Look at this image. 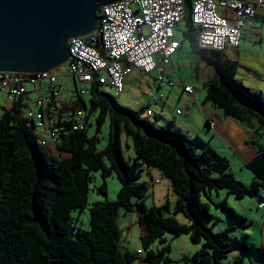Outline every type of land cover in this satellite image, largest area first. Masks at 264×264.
<instances>
[{"label": "trees", "instance_id": "1", "mask_svg": "<svg viewBox=\"0 0 264 264\" xmlns=\"http://www.w3.org/2000/svg\"><path fill=\"white\" fill-rule=\"evenodd\" d=\"M184 33L196 51L197 29L191 11L184 21ZM199 30V29H198ZM194 33V34H193ZM202 52H205L201 49ZM203 57V53H201ZM237 62L217 69L216 77L206 86L208 99L226 117L241 124L256 121L264 132V100L238 81ZM77 96L70 106L96 119L97 132L61 135L56 149L63 159L53 156L40 143L33 122L27 118L26 97L9 101L0 116V264H134L136 254L121 245L117 225L119 212L138 211L142 229L140 242L147 264H171V247L165 238L188 235L201 249L186 264H227L225 260L237 251L255 253L264 264V244L246 238L232 237L229 231L216 233L208 225L211 205L222 207L236 222L235 228L246 229L251 223L231 208L227 200L214 202V194L227 191L236 199L259 196L264 191V147L258 146L256 157L246 167L254 175L246 186L230 172L229 161L215 152H200L199 146L172 125L157 127L142 120L138 113L120 106L116 98L99 84L81 95L82 85L75 80ZM63 98V94H62ZM64 100V99H63ZM66 103V102H64ZM66 106V105H65ZM110 122V136L105 149L99 150L98 132ZM89 123V121H88ZM133 147L131 164L123 155V144ZM143 168L155 169L171 182L176 195L173 209L166 203L148 208L146 182H139ZM95 173L103 184L97 189L107 198V178L116 175L121 189L116 201L105 200L90 207L91 228L76 225L73 212L89 206L90 185ZM134 199H139L134 201ZM264 201V196L260 202ZM183 215L187 224L177 216ZM160 241L162 248L154 249ZM230 264H245L242 255Z\"/></svg>", "mask_w": 264, "mask_h": 264}, {"label": "built area", "instance_id": "2", "mask_svg": "<svg viewBox=\"0 0 264 264\" xmlns=\"http://www.w3.org/2000/svg\"><path fill=\"white\" fill-rule=\"evenodd\" d=\"M188 7L193 25L199 29L200 48L218 53L239 48L243 29L264 14V0L116 2L101 8L100 25L95 32L68 39L69 57L64 75L82 84L81 95H88L89 87L95 83L104 91L111 89L114 97L119 96L131 70L144 74L157 72L160 86L174 87L175 83L167 80V67L180 49L175 31L184 21ZM53 70L0 72V92L9 101L26 97L27 118L33 122L40 143L56 148L61 135L87 131L90 116L64 103L62 75ZM184 90L195 95L191 86ZM151 114L149 111L148 115ZM259 208L264 209V201Z\"/></svg>", "mask_w": 264, "mask_h": 264}, {"label": "rangeland", "instance_id": "3", "mask_svg": "<svg viewBox=\"0 0 264 264\" xmlns=\"http://www.w3.org/2000/svg\"><path fill=\"white\" fill-rule=\"evenodd\" d=\"M249 28L251 32L246 34V36L241 39L238 49V51L242 53L241 60L238 64L240 72L239 77L245 80L255 81L257 86L254 90L256 92L252 91L261 96L264 100V89L261 87V84L264 86V16H259L255 22H252L249 25ZM176 35L179 39H182V35L179 31ZM196 61L195 55L192 54L189 44L185 42L184 48L181 50V59L178 61L174 60L170 66L173 79L176 84H178V87H185L186 85L195 87L196 84L202 86V82L205 81L206 75L198 74V72L195 73L194 70L197 67ZM66 69L67 65L63 64L55 68L53 71L62 75L61 84L64 101H72L75 99V96H77L76 83L73 77L64 75ZM156 77V73L153 75L143 73L142 76L139 77V74L135 71L130 72L125 82V91L122 96L116 100L117 103L128 110L138 113L140 118L145 122H155L157 114L161 113L160 102H157L159 99L158 97L153 98L154 100L149 99L146 95H144L143 90L147 87H153L152 82H154ZM81 85L82 84L78 81V87ZM29 88L31 89L32 87ZM105 91L110 94L112 90L107 88ZM10 105V103L6 102L4 96L0 94V116L3 113V108H8ZM176 109L181 111L183 110V107L180 105L178 108L176 107ZM176 109H174V111H176ZM149 111L154 113V115L148 116ZM166 126L167 125L164 123L163 126L157 127ZM96 132V119L91 117L88 125V136L92 137L96 134ZM98 136L100 138L98 148L99 150H103L106 148L110 136L109 121L101 126ZM49 150L51 155L59 157L60 159H63V157L66 156L61 155L54 147ZM209 150V153L215 152L213 149ZM134 151L133 147H126L124 141L123 155L126 161L130 164L131 160L135 157ZM199 151L203 152L204 150L199 147ZM230 172L237 180L241 181L246 186H250L254 178V175L247 167L237 165L234 161L232 162V165L230 164ZM93 175L94 178L89 191V206L82 212L79 210L73 212V218L78 219L76 221V225L80 226L84 230H90L91 228L90 207L94 203L104 202L105 200L112 202L116 201L121 189L120 181L117 179L116 175L113 174L106 180L108 188V195L106 198L97 190L104 182L101 174L95 173ZM156 177H160V172L155 169L143 168L141 171V178L139 182H146L148 185V193L144 198L146 206L148 208L161 207L168 203L171 209H173L177 197L172 191L171 182L168 179H165L161 184H156ZM138 200L139 199H134V201ZM223 200H227L228 205L237 213L244 216L251 224L246 229L235 228L236 222L231 218L227 211H225L222 207L211 205L210 213L212 215V219L208 221V225L214 230V232L221 233L228 230L232 237H248L250 241L257 245L263 244L264 209L259 208V196L236 199L234 196L228 195L227 191H220L219 194H214L215 203H220ZM138 215V211L127 212L124 209H121L117 225L121 231L122 247L129 252L136 254L139 260H142L144 258V254L138 255V250H142L140 242L142 229L138 224ZM177 218L180 223L187 224V219L183 215H178ZM165 238L168 240V244L171 247V253L169 255L172 260L171 264H186L183 260L184 257H192L198 252V250L201 249L202 246L191 242L188 235L174 237L172 234L167 233ZM153 248L157 250L161 249L162 245L160 241H157ZM236 253L242 252H235L233 256L231 255L225 260V263L230 264L235 256H238ZM242 257L244 258L245 264H261V257L258 254L244 253ZM139 260L134 264H142Z\"/></svg>", "mask_w": 264, "mask_h": 264}, {"label": "crops", "instance_id": "4", "mask_svg": "<svg viewBox=\"0 0 264 264\" xmlns=\"http://www.w3.org/2000/svg\"><path fill=\"white\" fill-rule=\"evenodd\" d=\"M190 11L191 9L190 7H188V12ZM260 16L263 17L264 14ZM195 28L197 29V33H199L198 28ZM188 30L189 27L185 22H182L175 31V36L179 40L181 46L177 53L171 58V62L167 67V80L173 81L175 83V86L172 88L168 85L160 86L157 81V72L147 74L153 75L156 73L157 77L156 79L154 78L155 80L154 82H152L153 87L145 88L143 90V93L152 100H154L153 98L158 97L159 101L157 102H160L161 113L157 114L156 121L152 123L157 126H163L164 123L166 125L170 124L174 127V129L187 135L204 151L213 149L216 153L226 158L231 165L234 161L237 165L246 167V165L256 157L258 146L264 147V132L262 131L261 126L256 121L252 122L249 125H244L229 117H226L223 112L208 99L206 92V86L211 80L216 77L217 69L223 71L224 64L230 62H237V64H239L242 53L238 51L239 48H237L233 52L218 53L210 50H203L205 52H202L201 48L199 49V47H196L197 52H194V50H192L193 47L191 46L190 42L186 38H184V33L188 32ZM178 31L179 33H181L182 39H179L177 37L176 34ZM249 32L251 31L248 25L242 31V39ZM198 36V34L195 35V42H199ZM185 42L189 44L191 52L195 55V60H197V67L194 70L195 73L198 72V74L206 75L205 81L202 82V86H199L197 84L195 85V87L191 85L185 86H191L195 91V95L186 93L184 90L185 87H178V84H176L175 80L173 79L170 68L174 60L178 61L181 59V50L182 48H184ZM201 53H203V57ZM132 71H135L137 74H139V77H141L143 74L136 70H131V72ZM239 76L240 72L238 68L236 76L237 80L242 82V84L250 90L256 92L254 90L257 86L255 81L245 80L243 78H240ZM261 87L264 89V86L262 84ZM111 93L113 94L112 91ZM122 94L116 96V100L120 98ZM73 101L74 100L64 102L70 104V102ZM180 105L183 107V110L181 111L176 109V107L178 108ZM174 109H176V111H174ZM153 115L154 113L151 114V116ZM212 125L214 127H211ZM165 179L166 178L160 173V177L155 178V183L161 184ZM263 196L264 191L261 193V198ZM237 254L243 256L242 253H236V255ZM139 261L142 264H147L143 260Z\"/></svg>", "mask_w": 264, "mask_h": 264}, {"label": "water", "instance_id": "5", "mask_svg": "<svg viewBox=\"0 0 264 264\" xmlns=\"http://www.w3.org/2000/svg\"><path fill=\"white\" fill-rule=\"evenodd\" d=\"M126 0H0V72L44 73L66 63L68 39L100 25L102 7Z\"/></svg>", "mask_w": 264, "mask_h": 264}]
</instances>
